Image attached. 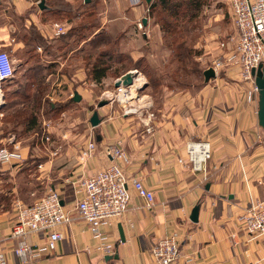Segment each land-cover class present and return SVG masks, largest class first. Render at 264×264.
Returning <instances> with one entry per match:
<instances>
[{"label": "crops", "instance_id": "obj_1", "mask_svg": "<svg viewBox=\"0 0 264 264\" xmlns=\"http://www.w3.org/2000/svg\"><path fill=\"white\" fill-rule=\"evenodd\" d=\"M41 1L0 0V51L10 53L16 68L14 78L7 82L10 95L23 107L19 101L34 99L40 89L45 91L44 101L53 104L69 102L80 93L88 123L72 134L51 129L55 143L47 145L45 152L21 145L27 164L31 160L32 167H41L40 175L31 179L36 178L37 187L48 184L49 191L59 192L73 219L70 226L61 228L65 240L57 250L32 256L28 264H154L153 246L172 233L181 240L182 264H264V236L252 237L241 223L251 203L264 199V144L258 141L264 131L258 123V102L246 100L252 84L241 78L238 65L226 66L195 95L167 94L157 107L145 94L140 96V105L146 101L147 107L132 113H125L124 103H109L98 109L101 123L96 128L90 123V107H94L93 99L98 103L104 100L106 92L95 97L92 91L78 89V84L86 85L88 80L83 69H78V52L101 33L117 40L119 51L131 64L128 72L137 71L135 85L141 82L143 87L153 81L171 84L168 71L178 69L176 54L183 45L182 51L190 54L186 63L212 67L238 40L233 0H152L150 4L146 0H64L78 11L72 19L61 6L62 0H47L55 4V11L47 12L39 9ZM89 17H95L100 27L78 48V36L69 31ZM57 24L65 28L60 36L56 35ZM117 80L112 82L110 76L90 79L92 86H114ZM1 88L0 143L4 147L9 144L2 138L7 95ZM150 115L154 116L152 122ZM91 141H95L96 150L84 157ZM193 142L210 145L212 158L205 172L195 171L188 161V145ZM52 147L56 151L52 152ZM110 147L125 152L129 163L112 158ZM21 163L0 164L1 172L10 174V195L20 198L24 191L38 196L37 187L31 185L19 190L16 179L26 173L21 172L24 168L18 170ZM113 163L129 178L132 198L122 218L101 227L108 243L114 245L111 254H104L75 210L82 198L76 195V188L81 180ZM134 180L154 193L151 206L134 190ZM0 195L3 199L9 193ZM14 205H0V250L7 253L9 264H22L11 253L13 243L8 240L15 222ZM198 205L199 221L194 223L190 217ZM29 240L43 241L35 236Z\"/></svg>", "mask_w": 264, "mask_h": 264}, {"label": "built area", "instance_id": "obj_2", "mask_svg": "<svg viewBox=\"0 0 264 264\" xmlns=\"http://www.w3.org/2000/svg\"><path fill=\"white\" fill-rule=\"evenodd\" d=\"M232 10L238 32L237 43L225 58L215 60L212 68L218 74L226 66L238 65L241 69V78L252 84V88L248 91V99L251 102L258 95L252 73L264 65V0H233ZM138 26L142 29L141 23ZM64 33V26L57 24L56 35L60 36ZM15 72V63L10 53L0 51V87L11 81ZM132 72L137 75V71ZM133 85L115 88L114 92L107 91L103 99H108L110 103L119 101L122 104L133 89L138 95L143 88L140 83ZM108 93L111 96L105 97ZM130 103L127 101L123 104L127 114L135 111L130 109ZM153 119L154 116L150 115V122ZM148 131L150 132L151 129ZM47 142H51L50 138H47ZM95 150L96 143L91 141L87 151L83 153L84 157H89ZM108 154L112 158L129 163L127 154L117 147H110ZM211 158V148L208 143H189L188 161L195 171L205 172ZM23 160L21 144L13 139L9 141L8 146L0 148L1 165L20 164ZM128 184L129 178L122 167L113 163L93 176L81 180L77 185L76 195L80 194L82 198L77 201L75 210L98 241V250L104 254H111L114 245L108 243V237L101 232V227L112 224L127 213L132 198ZM132 184L137 194L146 199L151 206L154 203V193L139 180H134ZM14 208L15 222L8 240L13 243L11 253L22 264H28L32 256L41 257L57 250L59 243L65 240L61 228L70 226L73 222L70 212L62 205L60 193L53 190L31 206L16 201ZM241 223L243 229L252 237L256 239L263 237L264 200L252 202L247 213L241 218ZM34 236L43 240L42 243H31L29 239ZM180 246L181 240L177 233L161 239L152 248L154 264H182ZM0 264H9L8 255L4 250H0Z\"/></svg>", "mask_w": 264, "mask_h": 264}, {"label": "rangeland", "instance_id": "obj_3", "mask_svg": "<svg viewBox=\"0 0 264 264\" xmlns=\"http://www.w3.org/2000/svg\"><path fill=\"white\" fill-rule=\"evenodd\" d=\"M87 19V18H84ZM83 19V20H84ZM93 19V18H92ZM90 19L91 22L95 21L94 19L92 20ZM81 22H78V24ZM96 29V28H95ZM95 29H92L91 33H95ZM89 36L91 35L90 33L88 34ZM81 41L83 40H79L78 41V48L81 44ZM113 46V45H112ZM88 54L91 53L92 48L90 47V45L85 49ZM119 50V49H118ZM98 54V53H97ZM84 53H78V69H83L84 73L86 74V76L88 77V80L86 81V85H80L78 84V89L80 87H82L84 89L83 92H87V93H91V91L93 92L95 97H102L103 94L107 91H113L115 90L113 84H109V85H95L92 86L91 85V81H90V71L88 69H86V60L84 59L85 57H83ZM115 55V54H114ZM113 55V59L111 60V65L113 66L109 72H108V76L111 77V81H114V78H120L122 77L121 75L125 72L130 71L128 68H130L131 64L129 63V60L125 57H121L119 58H114ZM88 61V60H87ZM182 63L181 61L179 62V67L178 69H172L169 70L168 74L171 76L172 79V83L167 85H162L159 84L157 82H151V84L149 85L148 83L145 84V86H143V89H141L138 92V96H144L148 95L149 98H151L150 100H154V102L156 103V107L157 105H160L161 101L163 98H165V96L167 94H174V93H179V92H190L193 95H195L202 87H204L205 83V77H204V71L208 69L209 64L207 65H203L202 68H200V66L196 63H186V66L184 68L181 67ZM183 68V69H182ZM142 71V70H141ZM125 75V74H124ZM139 78V77H138ZM208 84V83H207ZM1 91L2 93L4 92L7 95V100H6V105H5V116L3 117V134H2V138L5 139V143L8 144V142L13 139L15 142L19 141L22 145V147H30L31 150H34L35 148H38V150H42V152H45L46 149L45 147L47 145H51L54 144V135L51 134V129L55 130L58 129L60 131H66L68 133H73L75 131H78L80 129V127L82 126H86L88 123L87 120V116H86V111L83 110V105L78 103V105H76L75 103H71L69 102H65V103H57V106L61 105L64 106L62 108V110L60 112L57 113H50L47 114V110L46 107L44 109L43 106L49 105V103H54L52 101H50L49 99H46L44 101V96H43V92H45L43 89L39 90L40 95H38V99L40 100L38 103L42 105L39 106L38 109H34V114L36 113L37 116V120H38V124L41 127H37L36 130L32 131V132H27L26 130V126H18L15 127V124L13 123L12 120V116H14L16 113H22L23 115H28L29 113H31L30 109L33 108V103L32 102H26V101H19L20 104H24L23 107L22 106H17V101H15L13 98V96L10 95V85L9 83L7 84H3L1 86ZM81 92V91H80ZM80 94V93H79ZM108 100V99H107ZM141 100L140 98L136 99V101ZM246 100L248 102V91L246 92ZM258 102V95L256 100H253L251 102ZM93 102L95 103L93 106L97 107L98 105V101L93 99ZM141 101H138V103H140ZM151 102H149V108L151 106ZM5 102H3L4 104ZM42 103V104H41ZM141 104V103H140ZM148 103H146V101L143 102V104L141 105V107H143L144 105H146ZM88 105V104H87ZM116 107L119 108L118 104ZM128 107V105H126ZM86 107V106H85ZM130 109H136L134 107H130ZM46 110V111H45ZM73 110V111H71ZM143 110V108H142ZM30 111V112H29ZM69 111H71L69 113ZM63 116L64 114H67ZM63 121H62V120ZM41 128V129H39ZM261 128V127H260ZM262 129V128H261ZM263 130V129H262ZM39 131V135H37L36 132ZM264 131V130H263ZM50 132V133H49ZM53 138H52V137ZM262 137H260V139L258 140L261 143L264 144V132L261 135ZM47 138H50L51 142H47ZM17 140V141H16ZM39 145V146H37ZM43 145V146H42ZM3 146V143H0V147ZM48 147V146H47ZM55 148H51V151H56L54 150ZM253 149V148H252ZM41 151H39V154L42 153ZM56 153V152H55ZM53 156H56L53 154ZM27 161L25 163H21V167L18 170H21V168H27ZM2 166L0 165V194H4L5 192L9 193V195L7 197H4L2 200L0 199V205H12L13 203H15L16 201H21L26 205H31L34 204L36 201H38L39 199L44 197V194H46V192L49 191L48 188H46L48 186V184L45 186H40L37 187V185L39 184V182L36 180H33L31 178H34L35 176L40 175V166H37V168L35 169H25L24 171H26V173H24L23 176H21V178H19V176H17L16 179V183L18 184V186H20L19 190H21L24 186L25 188L31 185V187H37L35 193L38 196H30V192L25 193L24 191L21 192V194L19 195L20 198L18 197H14L12 195H10L9 189L12 187V182L10 181V174L6 173V172H1V168ZM20 172V171H19ZM21 172H23V170H21ZM20 172V173H21ZM30 183V184H28ZM39 186V185H38ZM43 188V189H41ZM24 190V189H22ZM259 201H262V199H258ZM264 200V199H263ZM15 218V217H14Z\"/></svg>", "mask_w": 264, "mask_h": 264}, {"label": "trees", "instance_id": "obj_4", "mask_svg": "<svg viewBox=\"0 0 264 264\" xmlns=\"http://www.w3.org/2000/svg\"><path fill=\"white\" fill-rule=\"evenodd\" d=\"M87 3H89V2H87ZM60 4H61V6L65 7L64 8L65 12L70 19H72L76 13L78 14V11L73 10L69 5L64 4V0H62ZM60 4H58V5H60ZM54 5L52 3H49V1L45 0V9L42 11H44V12L51 11V10L55 11V10H53V8H55ZM58 5H56V7H58ZM39 9H40V7H39ZM80 15H82V14H80ZM90 19H92V17H89L88 20L79 23L76 27H73L69 31V34L72 36L74 34L76 36H78V41L83 40V41H81V43L84 41H88L89 38H91L94 35V33H91L92 29L96 28L94 31V32H96V31H98V29L100 27L95 17H93V19L95 20L93 22H91ZM89 33L91 34L90 36L88 35ZM86 45H90V47L92 48L91 53L88 54V52L85 51V49H81V51H79L78 53H84L83 57H85L84 59L86 60L85 66H86V69H88L91 73V75H90L91 80H101L104 77H107L109 70L112 68L111 60L113 59L114 54H115L114 58L115 57L119 58V59L121 57L125 58V56L122 55V53L118 50L119 44H118L117 40L115 41L114 39L106 36V33L98 34L94 39H92V41H90V44H86ZM183 48L185 49L184 45L180 46V52L176 55L178 58H180V61L182 63L181 66L182 67L184 66V68H185L186 60L188 58H190V54L182 51ZM153 82H155V81H153ZM6 98H7V96H6ZM39 101L40 100L38 99V95L35 96V98L32 100L26 101V102H32L33 103V106H32L33 108L30 109L31 113H29L28 115H23L22 113H16L14 116H12V120H13V123L15 124V127L26 126L25 131H27V132H32V131L36 130L37 127H41L38 124L36 113L34 114V112H33L34 109H36V108L38 109L39 106H42L40 104L38 106V103H40ZM70 102L74 103V100H71ZM43 107H44V109L46 107L47 114H50V113L54 114V113L60 112L64 106H61V105L57 106V104L49 103V105H46ZM39 129H41V128H39ZM36 133H37V135L40 134L39 131ZM17 142H19V141H17ZM23 161L25 162V161H27V159H24ZM31 163H32V161L29 160V162L27 164V168H24V170L37 168L38 165L32 167L30 165ZM23 172H25V171H23ZM0 199H2L1 195H0ZM31 205H33V204H31Z\"/></svg>", "mask_w": 264, "mask_h": 264}, {"label": "water", "instance_id": "obj_5", "mask_svg": "<svg viewBox=\"0 0 264 264\" xmlns=\"http://www.w3.org/2000/svg\"><path fill=\"white\" fill-rule=\"evenodd\" d=\"M86 2H89V0H86ZM146 2L150 4L152 0H146ZM39 7L41 10L45 9V0L41 1ZM252 75L254 77L255 85L258 90V123L259 126L264 130V65H261L259 69L254 70ZM216 76H217L216 70L212 67H209L207 70L204 71L205 83L206 84L209 83V81L216 78ZM134 78H135V74L133 72H128L116 81L114 87L115 88L130 87L134 84ZM73 100L76 103H80L82 101V96H80L76 92L74 94ZM109 103L110 102L108 100L104 99L98 103L96 109L95 107H90V111L93 112V116L90 119V123L94 128L98 127L99 124L101 123V119L98 114V109H101L109 105ZM199 212H200V205L196 206L192 211L190 217L192 222L198 223ZM119 230H120L121 240L122 242H125L126 238L124 235V231L122 229V225L119 226Z\"/></svg>", "mask_w": 264, "mask_h": 264}, {"label": "bare ground", "instance_id": "obj_6", "mask_svg": "<svg viewBox=\"0 0 264 264\" xmlns=\"http://www.w3.org/2000/svg\"><path fill=\"white\" fill-rule=\"evenodd\" d=\"M136 77V76H135ZM139 80H142L143 82H144V80L142 79V78H140L139 77ZM137 81H138V78H137ZM139 82V81H138ZM142 82V83H143ZM139 83H141V82H139ZM138 83V84H139ZM132 87H134V85L132 86ZM106 97H108V96H111L110 95V93H108V94H106L105 95ZM139 99L140 98V96H138L137 95V93L134 91V89H133V91H132V93L129 95V96H127V97H125V99L123 100V103H125V102H127V101H130L133 105H136V109L137 110H139V109H141V108H145V107H147V105H144L143 107H141V105H140V103H138V101H140V100H138V101H136V99Z\"/></svg>", "mask_w": 264, "mask_h": 264}]
</instances>
